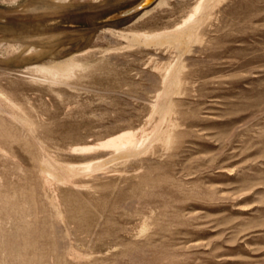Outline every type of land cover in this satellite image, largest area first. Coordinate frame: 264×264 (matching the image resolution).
<instances>
[{
    "label": "rangeland",
    "instance_id": "1",
    "mask_svg": "<svg viewBox=\"0 0 264 264\" xmlns=\"http://www.w3.org/2000/svg\"><path fill=\"white\" fill-rule=\"evenodd\" d=\"M138 1L0 0V264H264V0Z\"/></svg>",
    "mask_w": 264,
    "mask_h": 264
},
{
    "label": "bare ground",
    "instance_id": "2",
    "mask_svg": "<svg viewBox=\"0 0 264 264\" xmlns=\"http://www.w3.org/2000/svg\"><path fill=\"white\" fill-rule=\"evenodd\" d=\"M157 1V2H156ZM165 1L166 0H153L148 6L150 7L151 5H153L154 3H156V6H161V5H164L165 4ZM211 0H197V3L196 5L194 6L193 10L191 11L190 15L188 16L187 19H185V21L183 22L182 26L176 28L174 31L175 33L174 34H178V37L179 39L180 38H185L186 36L188 38H192V37H197L196 36V33L199 29V27L201 26V23H203V20L201 22V19L203 17V13L204 12H207L206 10L208 9L209 5H208V2L210 3ZM144 9V8H143ZM146 9V8H145ZM206 19V18H205ZM205 22V21H204ZM169 33V32H168ZM171 33V32H170ZM173 33L171 34L172 36L174 35ZM165 38L167 37V33H165ZM170 35V36H171ZM160 36V35H159ZM175 36V35H174ZM137 40L138 38H145V40L143 41H146V40H150L153 38L156 39L158 37V35H153L152 37L151 36H140V35H137ZM177 37V36H176ZM177 37V38H178ZM186 37V38H187ZM194 37V38H195ZM187 38V39H188ZM135 39V38H134ZM175 39V38H174ZM184 41V39H182ZM181 41V39H180ZM182 41V42H183ZM190 41V40H189ZM154 42V41H153ZM176 42V41H175ZM178 43V42H177ZM66 63V62H65ZM58 65V64H57ZM60 65V64H59ZM75 66L74 63L70 62L65 64V66L63 68H55L54 66L53 67H50V68H41L40 71H44V72H47V73H57V72H67L71 67ZM48 67V66H47ZM141 141L142 140H136V136L135 134L133 133H130V132H125V133H122L120 134L119 136L113 138V139H110L108 140L107 142H105L104 144H101L99 146L101 147H104V148H108V149H112L115 153H120V152H123V153H127V152H132V153H137L138 150H139V146L141 144ZM143 144V142H142ZM144 145V144H143ZM91 147V146H90ZM90 147H85V148H80L78 149V151H87V150H92L93 148H90ZM144 147V146H143ZM128 153V154H129ZM119 155V154H117ZM49 161V160H48ZM52 163V162H51ZM50 163V164H51ZM53 164V163H52ZM93 165V164H92ZM73 168V167H72ZM96 168V167H95ZM71 169V168H70ZM68 169L70 172L71 170ZM82 169V168H81ZM89 169H91V166H86L84 167L82 170H88L90 171ZM74 170V169H73ZM72 170V171H73ZM75 171V170H74ZM85 171H82V172H85ZM77 172V170H76ZM80 172V173H82ZM87 172V171H86ZM72 173V172H71ZM78 173V172H77ZM69 176V174H68ZM72 177V175H71Z\"/></svg>",
    "mask_w": 264,
    "mask_h": 264
},
{
    "label": "water",
    "instance_id": "3",
    "mask_svg": "<svg viewBox=\"0 0 264 264\" xmlns=\"http://www.w3.org/2000/svg\"><path fill=\"white\" fill-rule=\"evenodd\" d=\"M153 0H139L136 4L122 12V14L133 13L147 7Z\"/></svg>",
    "mask_w": 264,
    "mask_h": 264
}]
</instances>
